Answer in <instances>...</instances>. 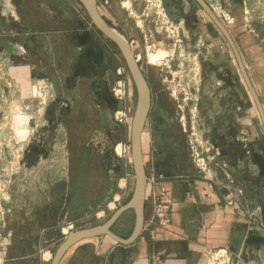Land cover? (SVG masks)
<instances>
[{
  "label": "rangeland",
  "instance_id": "rangeland-1",
  "mask_svg": "<svg viewBox=\"0 0 264 264\" xmlns=\"http://www.w3.org/2000/svg\"><path fill=\"white\" fill-rule=\"evenodd\" d=\"M49 1L53 6L64 9L63 0ZM73 1L78 13L87 15L81 2ZM215 1L231 11L235 22L230 27H233L236 34L240 31L250 32L264 45V0H210L216 4ZM40 2L44 0H0V10L6 12L8 7L18 18L22 10L28 19L33 18L40 25L43 17L52 15L51 9L40 7ZM153 2L96 0L104 20L130 40L135 52L139 41V44H144L139 52L143 54L142 62H149L150 75L157 92L152 94V98L155 103L158 100V104L169 107L174 114L172 122L186 130L183 132V142H180L182 148H179L184 156L187 155L185 164L199 171L190 148V141L193 140L198 143L205 156L211 159L215 155V160L208 162L214 178L226 173L232 177L236 173L237 188H247L252 192L254 220L261 218L263 221L258 226L259 229H255L264 237V124L256 101L241 76L238 62H235V55L227 40L195 0H160L158 6ZM170 2L175 4L174 10L170 7ZM10 14L7 15L12 20ZM87 17L90 19L89 15ZM14 22L13 24L18 23ZM50 28L61 29L63 26L55 23ZM96 31L104 36L97 28ZM77 38L78 44L87 41L84 35H78ZM178 38L182 39L180 46L176 45ZM111 46L118 49L115 44ZM216 49H221L224 53L219 56V63L224 64L227 70L225 73H230V63H237V73L244 83L232 90L230 96L231 102L236 100L241 107V122H237L240 123L237 127L243 125L246 129L239 141L228 146L227 152L216 145L224 141L222 136H211L203 129L204 87L207 85L208 90H211L215 82L212 81L215 65L211 59L216 54ZM83 51L76 50V56L70 53L66 58L55 61L56 76L61 78L62 85L58 88L60 90L57 89L56 97L47 100V108L42 114L20 116V109L26 103H21L18 86L6 75L5 68L0 71V145H6L10 155L8 161L6 153L0 152V160L2 165L7 160V165L12 167L11 172H0V180L10 188L5 174L14 173L15 177L16 173H25L31 145L45 132L44 144L48 151L41 145L38 153L44 151L46 160L37 165L34 158L35 167H29L27 173H73L76 176L75 192L71 193L72 214L76 215V224L73 229L68 228V224L73 221L62 226L61 234L64 238L78 229L105 223L131 198L135 187L129 144L132 119L137 106L134 80L124 58L121 57L117 65L109 60L108 66L101 58L95 57V54L88 52L81 57L80 53H84ZM106 67L109 68L108 72ZM121 81L125 83L124 98L117 94ZM28 104L35 110L41 106L42 99H30ZM54 106L57 107V113H53ZM119 111H126L128 116L122 123L118 118ZM232 116L233 114L230 117L227 114L225 118L232 120ZM18 119L26 124L23 121L20 124ZM43 122L49 124L48 130L41 128ZM28 126L31 128L30 135L27 134ZM119 144H123L125 149L122 156L116 152ZM207 148L210 150L206 151ZM223 154L227 155L229 161L222 159ZM134 222L133 212L125 214L115 228L119 236L128 237ZM92 245L94 244L76 252L74 257L67 256L63 264H93L96 255L95 246ZM57 247L52 251V258Z\"/></svg>",
  "mask_w": 264,
  "mask_h": 264
},
{
  "label": "crops",
  "instance_id": "crops-1",
  "mask_svg": "<svg viewBox=\"0 0 264 264\" xmlns=\"http://www.w3.org/2000/svg\"><path fill=\"white\" fill-rule=\"evenodd\" d=\"M73 2L63 0L62 10L49 0L40 2V7L51 9L52 14L43 17L40 25L39 21L28 19L22 10L20 18L7 6L6 12L0 10V59H4L0 71L5 68L6 75L18 86L21 103H26L20 109V116L44 113L47 100L56 97L57 89L62 85L55 70L58 58H66L70 53L76 56V50H84V53H80L81 57L88 52L95 54L107 65L109 60L117 65L123 58L119 48L115 50L111 46L114 43L108 42L105 35L102 37L96 31L93 22L87 17L88 13H78ZM206 2L211 3L210 0ZM170 7L174 10L175 4L170 2ZM8 13H11L12 20ZM55 23L63 28H50ZM226 26L236 42L264 108V45L250 32L240 31L236 34L231 25ZM78 35L86 36L87 41L78 44ZM222 54L221 49H216V54L212 55L211 61L215 65L212 81L215 82L211 90H208L207 85L204 87L203 129L211 136H222L224 141L216 145L227 152L228 146L239 141L246 129L243 125L237 127L240 124L237 122H241V107L236 100L231 102L230 96L234 89L244 83L237 73V63H230V76V73H225L224 64L219 63ZM108 69L106 67V72ZM33 98L42 99L41 106L35 110L28 104ZM52 110L53 113L58 112L56 106ZM227 114L229 117L233 114L232 120L225 118ZM149 116L142 137L146 200L145 223L140 237L129 245L121 244L107 235L82 240L64 254L60 264L67 256L74 257L76 252L89 244L95 246L93 264H208V253L219 248L229 251L233 264H263L264 237L255 229H259L263 221L261 218L254 220L252 192L247 188H237L236 173L232 177L229 173H226L227 176H216L211 188L200 171L185 164L187 155L184 156L179 150L182 148L179 144L183 139L181 134H184L179 132L181 128L172 121H151ZM41 128L48 130L49 124L43 122ZM45 137L46 133L43 132L42 137L40 135L31 145L26 159V163L29 161L28 168L35 167L34 158L37 165L46 160L44 151L38 153L41 145L48 151L44 144ZM0 152L6 153L5 146L0 145ZM226 156L223 154L222 159L229 161ZM9 158L10 155L6 154L8 161ZM27 169L25 173H16L15 177L14 173L5 174V179L10 181L11 198L4 203L7 211L5 219H0V264H49L52 251L57 246L58 250L71 234L64 238L62 226L76 219L71 207L76 176L73 173H27ZM5 171L10 172L11 167L7 165V160L4 165L0 160V172ZM155 201L170 206L171 224L168 227L149 224ZM119 220L111 228L118 236L120 234L115 228Z\"/></svg>",
  "mask_w": 264,
  "mask_h": 264
},
{
  "label": "water",
  "instance_id": "water-1",
  "mask_svg": "<svg viewBox=\"0 0 264 264\" xmlns=\"http://www.w3.org/2000/svg\"><path fill=\"white\" fill-rule=\"evenodd\" d=\"M79 1L86 9L95 27L119 48L136 86L137 106L131 124V164L135 172V187L131 198L105 223L90 225L86 228H81L72 232L58 248L52 264H60L64 254L76 243L96 236L107 235L121 244H132L140 237L145 223L146 171L143 157L142 137L152 105V91L146 78L149 62L148 60L141 63L139 62L140 54L136 57L130 40L104 20L97 8L96 0H93L94 2H92V0ZM196 1L229 43L240 67L241 74L256 101L264 124V108L248 75L233 36L228 27L223 23L206 0ZM3 62L4 59L1 58L0 64ZM4 146L5 152L9 156L8 149L6 145ZM129 211H133L135 214L134 228L132 234L128 238H122L114 233L111 228L123 214Z\"/></svg>",
  "mask_w": 264,
  "mask_h": 264
},
{
  "label": "built area",
  "instance_id": "built-area-1",
  "mask_svg": "<svg viewBox=\"0 0 264 264\" xmlns=\"http://www.w3.org/2000/svg\"><path fill=\"white\" fill-rule=\"evenodd\" d=\"M210 5L225 25H232L235 22V18L232 16V13L229 10V8L223 7L222 5L219 6L218 2H216V4L214 2H211ZM251 32H254V31L251 30ZM169 36H172V35L169 34ZM177 43H180V44H177ZM177 43L176 45L180 46L182 43V39L178 38ZM139 56H141V54ZM117 94L121 98H124L126 96L125 83H122V81L120 82V89H118ZM118 114H119L118 118L121 123L124 122L126 118L128 117L126 111H119ZM190 148H191L193 159L199 171L202 173L203 177L207 181H209V186L212 188L215 178L213 177L214 175L209 168L208 162L214 161L216 158L215 155H213L211 159L209 156H205L204 153L199 149L198 143H195L193 140L190 141ZM209 150H210L209 148L206 149V151H209ZM9 182L7 181V183ZM10 198L11 197H10L9 186H7L6 184H3L2 181L0 180V219L2 220L5 219V216L7 213L4 203L9 201ZM75 224H76L75 221L70 222L68 224V228L73 229ZM149 224H157L159 227H162V228L168 227L171 224L170 206L167 203L155 201L154 214L152 218L150 219ZM231 259L232 257L229 251L224 248L212 250L207 255L208 264H231Z\"/></svg>",
  "mask_w": 264,
  "mask_h": 264
},
{
  "label": "flooded vegetation",
  "instance_id": "flooded-vegetation-1",
  "mask_svg": "<svg viewBox=\"0 0 264 264\" xmlns=\"http://www.w3.org/2000/svg\"><path fill=\"white\" fill-rule=\"evenodd\" d=\"M139 43H140V41H139ZM139 43H138V45H136V46H139V47H137L136 48V52L135 51L134 52H135L136 57L138 56V54H141L140 60H139V62L141 63L142 62V58H143V54H142V52H139V51H140L142 45L144 46V44L142 43V45H141ZM146 78H147V81H148L149 86L151 88L152 94L155 95L156 90H155V87L153 85L154 84L153 77L150 75L149 67H148L147 72H146ZM152 104H153L152 105V110L150 111V114H149L150 115L149 118L151 119V121H153V120H156V121L161 120V121H163L164 120L165 122H167L166 119H168V121H172L173 120L174 114H173L172 110L170 111L169 107H165L163 104L161 105V103L158 104L157 101L155 103V100L153 98H152ZM177 127H179V126H177ZM179 130H180L179 131L180 133L186 132L185 129H179ZM182 135L183 134H181V136ZM180 142H183L182 138L179 141V144H181Z\"/></svg>",
  "mask_w": 264,
  "mask_h": 264
},
{
  "label": "bare ground",
  "instance_id": "bare-ground-1",
  "mask_svg": "<svg viewBox=\"0 0 264 264\" xmlns=\"http://www.w3.org/2000/svg\"><path fill=\"white\" fill-rule=\"evenodd\" d=\"M152 1H154L153 3L156 5V6H158V5H160V0L158 1V0H152ZM92 2H94L93 0H92ZM130 4V3H129ZM160 7V6H159ZM140 57V56H139ZM22 121L23 120H21V119H18V122L20 123V124H23V123H25L24 121H23V123H22ZM26 124V123H25ZM124 146H123V144H119L117 147H116V152H117V154H119L120 156H122L123 154H124ZM48 255V254H47Z\"/></svg>",
  "mask_w": 264,
  "mask_h": 264
},
{
  "label": "trees",
  "instance_id": "trees-1",
  "mask_svg": "<svg viewBox=\"0 0 264 264\" xmlns=\"http://www.w3.org/2000/svg\"><path fill=\"white\" fill-rule=\"evenodd\" d=\"M261 178V177H260Z\"/></svg>",
  "mask_w": 264,
  "mask_h": 264
}]
</instances>
